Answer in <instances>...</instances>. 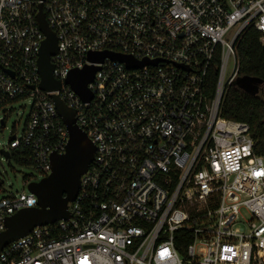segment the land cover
<instances>
[{
	"label": "built area",
	"instance_id": "1",
	"mask_svg": "<svg viewBox=\"0 0 264 264\" xmlns=\"http://www.w3.org/2000/svg\"><path fill=\"white\" fill-rule=\"evenodd\" d=\"M40 13L56 91L40 89ZM248 29L264 44V0H0V114L31 103L0 156L50 174L68 143L53 96L95 149L68 220L11 242L0 264H264V155L221 115ZM85 68L89 101L65 83ZM36 182L0 199V233L37 207Z\"/></svg>",
	"mask_w": 264,
	"mask_h": 264
},
{
	"label": "water",
	"instance_id": "2",
	"mask_svg": "<svg viewBox=\"0 0 264 264\" xmlns=\"http://www.w3.org/2000/svg\"><path fill=\"white\" fill-rule=\"evenodd\" d=\"M40 29L45 35L39 51L38 67L41 77L40 89L56 91L60 84L52 77L50 58L56 51L54 34L49 30L43 16L38 15ZM113 57V56H111ZM91 61H101L102 56L90 55ZM128 66L134 65L131 60L119 57ZM139 65V64H138ZM94 68H85L82 71H73L66 84L79 95L83 101H89L91 95L87 91V84L92 80ZM234 85L242 92L257 95L263 82L259 79L239 77ZM55 108L68 132V143L64 154L50 156V174L36 183L29 185V190L37 198V207L22 210L5 221V230L0 233V252L11 242L27 236L35 227L54 224L58 221H67V204L76 199L80 178L87 171L94 155V146L87 136L75 124L74 111L70 110L56 96H53ZM8 157L7 154H5Z\"/></svg>",
	"mask_w": 264,
	"mask_h": 264
},
{
	"label": "trees",
	"instance_id": "3",
	"mask_svg": "<svg viewBox=\"0 0 264 264\" xmlns=\"http://www.w3.org/2000/svg\"><path fill=\"white\" fill-rule=\"evenodd\" d=\"M238 78L259 79L263 87L257 95H249L233 84L223 98L221 115L224 119L245 123L254 140V151L264 155V44L260 35L248 29L235 45Z\"/></svg>",
	"mask_w": 264,
	"mask_h": 264
},
{
	"label": "rangeland",
	"instance_id": "4",
	"mask_svg": "<svg viewBox=\"0 0 264 264\" xmlns=\"http://www.w3.org/2000/svg\"><path fill=\"white\" fill-rule=\"evenodd\" d=\"M30 101L20 100L9 106L4 116L6 128L0 131V148L6 147L9 138L13 132L21 135L23 127L29 117ZM41 175L34 166L28 164H20L17 160L0 156V182L3 186L0 191V199L6 197L8 193L26 191L23 182L34 180L39 182Z\"/></svg>",
	"mask_w": 264,
	"mask_h": 264
},
{
	"label": "snow or ice",
	"instance_id": "5",
	"mask_svg": "<svg viewBox=\"0 0 264 264\" xmlns=\"http://www.w3.org/2000/svg\"><path fill=\"white\" fill-rule=\"evenodd\" d=\"M82 264H87V259L84 258V260H82Z\"/></svg>",
	"mask_w": 264,
	"mask_h": 264
},
{
	"label": "flooded vegetation",
	"instance_id": "6",
	"mask_svg": "<svg viewBox=\"0 0 264 264\" xmlns=\"http://www.w3.org/2000/svg\"><path fill=\"white\" fill-rule=\"evenodd\" d=\"M262 87H263V86H261V87H260V89H259L258 93L260 92V90L262 89Z\"/></svg>",
	"mask_w": 264,
	"mask_h": 264
}]
</instances>
